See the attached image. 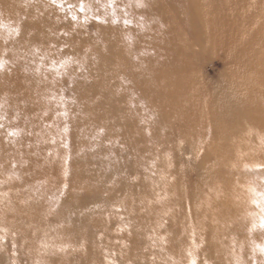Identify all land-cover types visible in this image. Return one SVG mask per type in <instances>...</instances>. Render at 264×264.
Returning <instances> with one entry per match:
<instances>
[{"label":"rangeland","instance_id":"obj_1","mask_svg":"<svg viewBox=\"0 0 264 264\" xmlns=\"http://www.w3.org/2000/svg\"><path fill=\"white\" fill-rule=\"evenodd\" d=\"M158 1L0 0V197L45 206L48 264H264V126L227 107L211 116L205 87L195 115L151 102L160 66L147 52L171 62L167 46L191 48L178 68L192 86L215 81L224 59L200 48L189 18L163 22ZM10 238L0 229V260L28 264Z\"/></svg>","mask_w":264,"mask_h":264},{"label":"bare ground","instance_id":"obj_2","mask_svg":"<svg viewBox=\"0 0 264 264\" xmlns=\"http://www.w3.org/2000/svg\"><path fill=\"white\" fill-rule=\"evenodd\" d=\"M169 1L170 5L174 8L175 0ZM153 3L154 2H151V7H153ZM186 4L187 5L185 9H183V11L181 10L182 12H176L171 6H169L168 0H159L156 5H154V8H156L155 14H157V16L163 22L170 20L174 27H176V30H180L181 27H183V23H185L186 18H189L188 21L190 20L189 23L192 24L193 32H190L187 29L186 31L187 33L190 32L193 36H198V38L200 37V34L202 36L204 35V37L206 36L205 38L203 37L204 39L200 43V48L204 49L205 53L207 51L213 53V51L217 48L219 50L223 49L224 59L220 62L221 66L219 67V77L215 81L211 80L212 83L208 85L202 86L195 83L194 86H192L183 81L185 76L188 74L186 73L185 76H183L185 73L184 70L182 68H178L180 64L187 62V60L182 59L187 56L188 52L191 51V48H184L183 44H171L167 46L168 51L176 54L177 59L171 58V62L166 59L167 56L164 54L159 53V56L157 57V54H154V51L151 50L152 52H147V55L145 56L155 57L156 60L154 59L149 61L152 63H157L160 66V71L156 74V79L161 82H159L158 86L154 85L152 88H150L152 97L151 102L156 104L158 100L165 99L164 106H166L167 110L170 108H175V111L174 109L171 111L178 112L177 109L180 108V111L188 112L189 110L192 113L194 112L193 115H195V112L199 111L200 109L202 110L203 108L202 106L199 109L196 104L198 101H200L198 100L200 94L202 95L204 93V96L206 97L204 90L205 87L208 89L209 93L208 97L206 98L208 99L209 104L206 105L207 108L205 109L211 114V116L213 114L220 113V109L227 107L229 110L228 112H231V114L235 112L236 115L239 116L240 121L241 117L244 119V121H241L242 127H245L244 124L247 123L251 124L250 126L252 130H261L262 126H264V91H260L259 89H264V0H188ZM137 7H132L131 13L136 11V14H141L143 17L144 15L142 13L146 5L142 4L138 9ZM103 10L105 9L103 8ZM237 20L241 21V24L239 26L235 25L236 27H233L231 23H234ZM109 22L111 23V21ZM246 22H251L249 26L250 28L248 30L253 34H251L252 38L242 40L243 34L241 33L243 32L242 29L246 27L245 25L248 24ZM198 23L199 25H196ZM193 25H196V27L194 26L193 28ZM164 30H166V28ZM115 31L117 32V30ZM239 31L240 34H234L238 33ZM173 33L175 34V32ZM196 38L197 37L194 39ZM173 39H175L174 36L172 40ZM146 41L151 45L155 42L154 39L150 38ZM171 68L174 70H171ZM242 82H249V84H244V88L242 89L243 91H240L236 87L238 86L237 84H242ZM183 83L186 84L183 87L180 86ZM195 85H197V87ZM178 88H181V93L178 92ZM242 97H244V100L246 99L245 103L241 102ZM186 99L190 100L191 102L194 101L195 104H193V102L192 104L198 109H192V104L191 108L188 107L189 104L184 106L182 104L180 106V103H183L182 101H185ZM170 105L175 106L172 107ZM202 111L205 112L204 110ZM168 112L170 111H166L165 113ZM169 115H171V113ZM248 116H250V118ZM186 118L189 119V117ZM229 126L230 123H225L226 128H229ZM90 174H92V172ZM81 175L82 170L79 172V178ZM89 181L90 180H88V182ZM85 185L87 187V184ZM100 186L102 187V185ZM86 189H88V187ZM16 199L15 197H0V218L2 219V224L0 223V229L4 231L6 236L8 235V237L13 239V243L16 246L17 251H19L18 254L26 256L28 258V264H48L46 255L48 244V216L45 212V206L43 205V207L40 203L31 200L29 203L26 201L25 203H21L17 206L21 208L7 205L8 200L14 203ZM88 202L89 201H87V203ZM3 249L7 250L0 245L1 256L5 255ZM11 255H13V253H11ZM9 258L10 256H5V259L1 258L2 260H0V264H8Z\"/></svg>","mask_w":264,"mask_h":264},{"label":"snow or ice","instance_id":"obj_3","mask_svg":"<svg viewBox=\"0 0 264 264\" xmlns=\"http://www.w3.org/2000/svg\"><path fill=\"white\" fill-rule=\"evenodd\" d=\"M52 2L53 3H56L57 0H52ZM84 8H85V5L83 3V0H81L80 10L81 11H84ZM75 18L76 17H73V19H75ZM16 31H17V34H18L19 33V30L17 29ZM2 67H3V63L0 62V68H2ZM65 115H66V113H65ZM11 134H14V133H10V135ZM256 167H264V165H256ZM254 203H255V201H254ZM262 211H264V209H262ZM253 227H255V225ZM259 227L261 229H264V215H262L260 217ZM256 247L259 249V251H260L261 254H264V244L257 245ZM191 264H196L195 260H192Z\"/></svg>","mask_w":264,"mask_h":264}]
</instances>
